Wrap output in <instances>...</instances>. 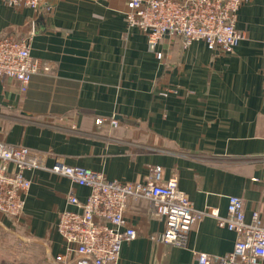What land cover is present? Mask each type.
Returning a JSON list of instances; mask_svg holds the SVG:
<instances>
[{
  "label": "crops",
  "instance_id": "1",
  "mask_svg": "<svg viewBox=\"0 0 264 264\" xmlns=\"http://www.w3.org/2000/svg\"><path fill=\"white\" fill-rule=\"evenodd\" d=\"M126 10L127 0H47L38 10L0 0V38L35 31L31 52L41 66L26 92L0 81V143L45 157V168L26 172L32 185L19 224L0 212V264H51L64 254L60 213L75 209L70 192L85 200L90 189L51 172L56 158L128 182L161 165L198 209L226 214L237 195L248 219L264 214V0L241 6L245 37L228 54L165 36L158 58L128 27ZM126 217L137 237L123 243L119 264H197L195 252L224 255L236 242L206 216L186 246L165 244V222L144 199Z\"/></svg>",
  "mask_w": 264,
  "mask_h": 264
},
{
  "label": "built area",
  "instance_id": "2",
  "mask_svg": "<svg viewBox=\"0 0 264 264\" xmlns=\"http://www.w3.org/2000/svg\"><path fill=\"white\" fill-rule=\"evenodd\" d=\"M5 1L38 10L47 0ZM245 1L127 0L125 18L130 29L137 28L146 35L148 49L158 58L163 56L158 45L165 36L180 37L185 46L203 41L209 50L228 54L245 37L236 25ZM34 33L0 38V81L16 80L23 92L41 69L31 52ZM103 121L99 118L96 123ZM110 123L119 125L117 119ZM39 168H45V157L39 151L0 143V212L15 225L24 216L32 185L26 172ZM49 170L90 189L85 200L74 192L68 194V203L75 209L62 211L57 222L65 252L51 264H119L123 243L137 237V230L126 217L128 205L141 199L148 202L152 218L165 222L159 237L165 244L186 246L193 226L206 216L235 232L236 242L230 252L217 255L197 251V264H264V214L256 210L248 219L240 196H229L226 214H221L218 208H196L180 189L176 176L164 179L161 165L151 166L143 182L109 179L103 172L69 165L61 158H56Z\"/></svg>",
  "mask_w": 264,
  "mask_h": 264
},
{
  "label": "trees",
  "instance_id": "3",
  "mask_svg": "<svg viewBox=\"0 0 264 264\" xmlns=\"http://www.w3.org/2000/svg\"><path fill=\"white\" fill-rule=\"evenodd\" d=\"M176 37V36H175Z\"/></svg>",
  "mask_w": 264,
  "mask_h": 264
}]
</instances>
